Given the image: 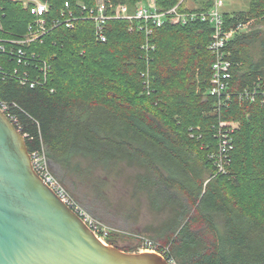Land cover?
Returning a JSON list of instances; mask_svg holds the SVG:
<instances>
[{
	"label": "trees",
	"instance_id": "16d2710c",
	"mask_svg": "<svg viewBox=\"0 0 264 264\" xmlns=\"http://www.w3.org/2000/svg\"><path fill=\"white\" fill-rule=\"evenodd\" d=\"M44 1L53 19L61 17L66 2L79 0ZM81 1L95 6L97 0ZM107 1L134 10L146 0ZM156 1L164 10L189 9L187 0ZM213 3L203 0L196 8ZM223 14L228 29L253 19L258 26L237 31L227 45L232 98L221 107L210 93L213 27L202 21L155 27L156 50L148 61L145 32L130 30L129 20H108L107 40L101 41L94 21L81 18L75 28L59 25L24 46L52 65L45 85L31 87L0 73V98L19 105L15 113L29 133V151L44 145L52 171L79 202L66 184L71 172L121 176L138 168L128 178L135 194H145L157 213L172 212L152 239L169 246L178 264H264V104L241 101L237 94L258 79L264 82V0ZM35 18L23 3L0 0V38H20ZM1 67L40 74L33 62L19 64L8 51L0 53ZM148 73L150 94L143 84ZM220 120L241 124L226 173L218 172L211 157ZM91 181L103 196L104 178L93 175ZM120 236L133 243L120 246ZM108 242L125 251L137 247L135 237L116 230Z\"/></svg>",
	"mask_w": 264,
	"mask_h": 264
},
{
	"label": "built area",
	"instance_id": "2783aa9c",
	"mask_svg": "<svg viewBox=\"0 0 264 264\" xmlns=\"http://www.w3.org/2000/svg\"><path fill=\"white\" fill-rule=\"evenodd\" d=\"M21 1H23L26 7L31 8V12L36 18L29 25L28 31L20 38H0V53L8 51L10 55H13L18 60L19 64L33 62V66L40 74L32 76L29 70H24L23 75H19L17 69L5 71L1 67L0 73L4 77L18 78L24 84L29 82L31 87L34 85H45L49 73L52 72V65L46 59L36 56L35 53L29 54L24 46H28L38 40L42 41L51 29L59 25L64 24L68 28H75L76 21L81 18L94 21L96 34L101 41L107 40L106 23L108 20H129L131 22L130 30L137 28L145 32L146 39L142 45V49L144 50V57L148 61L152 58V52L156 50V44L151 41L155 27H161L167 22L173 25H184L202 21L210 23L213 27L209 49L215 54V61L212 65L213 76L210 93L218 98L220 107L227 104L232 98L229 85L232 78L233 61L229 58L227 45L243 25L228 29L224 14L216 0L207 9L195 7L188 10L180 9L179 5L164 10L160 8L156 0H146L140 3L134 10L127 3L114 4L107 0H97L95 6H88L84 2H77L75 5L71 2H66L62 9L61 17L53 19H48L46 16L50 12L49 2L44 0ZM77 12L81 15L79 16ZM8 43L16 45L17 48L14 46L8 47ZM143 84L145 91L150 94L152 86L149 73L143 80ZM237 94L241 101L252 102L259 99L264 104V82L262 79H258L253 87L246 88ZM0 108L16 125L17 129L23 133L25 138H27L29 133L24 131V127L19 121L17 113H15V109L19 108V105L14 101L0 98ZM215 129V136L218 138V149L211 157L218 172L226 173L227 166L230 163L231 151L235 146V133L240 129V123L237 120H220ZM30 153L35 170L45 182L58 194L64 203L70 206L82 218L97 238L109 244L108 237L115 231V228L97 219L83 204L73 197L52 171L44 145ZM137 239L136 252H154L166 258L170 264H178L169 246H163L145 236L137 235Z\"/></svg>",
	"mask_w": 264,
	"mask_h": 264
},
{
	"label": "water",
	"instance_id": "95a60500",
	"mask_svg": "<svg viewBox=\"0 0 264 264\" xmlns=\"http://www.w3.org/2000/svg\"><path fill=\"white\" fill-rule=\"evenodd\" d=\"M0 264H170L102 242L35 170L26 138L0 108Z\"/></svg>",
	"mask_w": 264,
	"mask_h": 264
},
{
	"label": "rangeland",
	"instance_id": "374dc122",
	"mask_svg": "<svg viewBox=\"0 0 264 264\" xmlns=\"http://www.w3.org/2000/svg\"><path fill=\"white\" fill-rule=\"evenodd\" d=\"M14 1L23 3L21 0ZM77 2L82 1L79 0ZM227 2L230 3L227 4L228 9L241 10L249 7L250 0H227ZM197 3L198 0H187L188 6L192 8L197 6ZM24 7L26 6L24 5ZM255 22L256 21L253 19L249 24L243 26L239 30L247 31L257 27L258 25ZM238 122L240 123V121ZM138 171L137 167H131L121 176L108 175L102 170L92 171V174L87 173L85 176L80 174L74 175L75 173L71 172L67 175L66 184L82 202L80 203L97 219L115 228L119 233H124L133 238L135 237L138 243L137 235L151 239L155 238L164 224L163 222L168 217L172 216L170 210L162 214L152 210V208H150V202L142 192L139 191L137 195L135 194L137 187L135 183L128 178L136 175ZM93 175L104 178L105 180L101 185L104 192L103 196L98 195L92 187L91 176ZM131 240L130 237L120 236L118 238V243L122 247H127L133 243ZM157 242L163 246H167L161 241ZM134 249H137V247Z\"/></svg>",
	"mask_w": 264,
	"mask_h": 264
},
{
	"label": "crops",
	"instance_id": "0c3cea01",
	"mask_svg": "<svg viewBox=\"0 0 264 264\" xmlns=\"http://www.w3.org/2000/svg\"><path fill=\"white\" fill-rule=\"evenodd\" d=\"M216 1L218 2L219 6H220L221 11L224 12V13L225 12H238V11H242V10H247L249 8L248 7L247 9H241V10L240 9L239 10H236V9H232V8L231 9H228L227 4H230V3L227 2V0H216ZM213 2H214V0H213ZM201 3H203V0H198V3L197 4L199 5ZM249 5H250V2H249ZM197 6H194L193 8H195ZM189 8H192V7H189ZM250 22H248L247 24H249ZM247 24H244L243 26H246Z\"/></svg>",
	"mask_w": 264,
	"mask_h": 264
}]
</instances>
